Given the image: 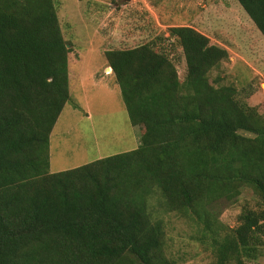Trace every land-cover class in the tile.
<instances>
[{"label": "trees", "instance_id": "1", "mask_svg": "<svg viewBox=\"0 0 264 264\" xmlns=\"http://www.w3.org/2000/svg\"><path fill=\"white\" fill-rule=\"evenodd\" d=\"M237 1L264 37V0ZM169 38L184 81L155 43L105 52L139 147L51 173L71 51L55 0H0V264H175L164 254L172 213L200 226L211 264L264 257V116L210 82L226 49L191 27ZM245 190L257 208L230 229L213 209Z\"/></svg>", "mask_w": 264, "mask_h": 264}, {"label": "rangeland", "instance_id": "2", "mask_svg": "<svg viewBox=\"0 0 264 264\" xmlns=\"http://www.w3.org/2000/svg\"><path fill=\"white\" fill-rule=\"evenodd\" d=\"M60 26L71 53V102L50 138V171L59 173L128 153L140 145V129L129 119L121 91L108 72L105 52L155 43L170 53L180 81L187 69L182 51L169 38L173 27H191L224 48L229 58L209 74L215 87L232 86L238 98L264 116V37L237 0H55ZM247 135V134H246ZM258 197L220 203V222L234 229ZM165 222L164 254L175 264H211L200 226L172 213ZM257 264H264V257Z\"/></svg>", "mask_w": 264, "mask_h": 264}, {"label": "crops", "instance_id": "3", "mask_svg": "<svg viewBox=\"0 0 264 264\" xmlns=\"http://www.w3.org/2000/svg\"><path fill=\"white\" fill-rule=\"evenodd\" d=\"M111 70H112L111 68H109V67L107 68V71H108V72H110Z\"/></svg>", "mask_w": 264, "mask_h": 264}, {"label": "bare ground", "instance_id": "4", "mask_svg": "<svg viewBox=\"0 0 264 264\" xmlns=\"http://www.w3.org/2000/svg\"><path fill=\"white\" fill-rule=\"evenodd\" d=\"M111 72H112V70H111Z\"/></svg>", "mask_w": 264, "mask_h": 264}]
</instances>
